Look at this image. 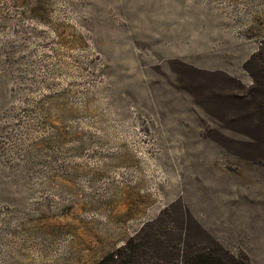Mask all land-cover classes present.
<instances>
[{"label": "rangeland", "instance_id": "374dc122", "mask_svg": "<svg viewBox=\"0 0 264 264\" xmlns=\"http://www.w3.org/2000/svg\"><path fill=\"white\" fill-rule=\"evenodd\" d=\"M156 218L264 264V0H0V264Z\"/></svg>", "mask_w": 264, "mask_h": 264}, {"label": "trees", "instance_id": "16d2710c", "mask_svg": "<svg viewBox=\"0 0 264 264\" xmlns=\"http://www.w3.org/2000/svg\"><path fill=\"white\" fill-rule=\"evenodd\" d=\"M185 231L176 234L156 218L93 264H244L238 260L245 257L229 254L214 241L210 247L187 251Z\"/></svg>", "mask_w": 264, "mask_h": 264}]
</instances>
